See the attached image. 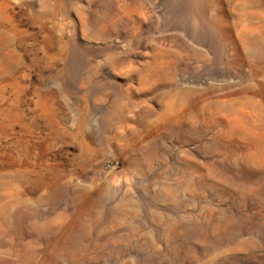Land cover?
Masks as SVG:
<instances>
[{
	"label": "rangeland",
	"instance_id": "1",
	"mask_svg": "<svg viewBox=\"0 0 264 264\" xmlns=\"http://www.w3.org/2000/svg\"><path fill=\"white\" fill-rule=\"evenodd\" d=\"M0 264H264V0H0Z\"/></svg>",
	"mask_w": 264,
	"mask_h": 264
},
{
	"label": "built area",
	"instance_id": "2",
	"mask_svg": "<svg viewBox=\"0 0 264 264\" xmlns=\"http://www.w3.org/2000/svg\"><path fill=\"white\" fill-rule=\"evenodd\" d=\"M115 166H116V164L114 162H112L111 160H105L102 164V168L104 170H110Z\"/></svg>",
	"mask_w": 264,
	"mask_h": 264
}]
</instances>
